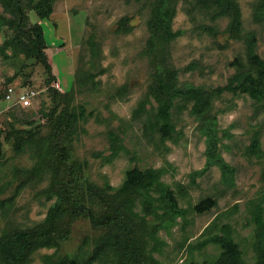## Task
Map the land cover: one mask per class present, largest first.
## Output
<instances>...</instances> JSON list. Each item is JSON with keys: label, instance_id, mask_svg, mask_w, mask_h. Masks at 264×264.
Returning a JSON list of instances; mask_svg holds the SVG:
<instances>
[{"label": "rangeland", "instance_id": "rangeland-1", "mask_svg": "<svg viewBox=\"0 0 264 264\" xmlns=\"http://www.w3.org/2000/svg\"><path fill=\"white\" fill-rule=\"evenodd\" d=\"M21 1L25 30L42 29L55 79L48 82L43 66L25 56L24 44L29 43L23 33L6 25L12 16L0 5V236L44 223L56 201L48 195L54 165L67 156L68 165L78 162L83 167L84 194L77 200L97 220L121 209L115 193L127 170L162 171L160 181L187 214L153 234L158 220L145 216L142 198L136 199L134 244L145 264L211 263L219 257V247L190 251L188 246L229 230L245 264H254L256 206L264 222V156L252 155L249 147L257 134L264 151V101L233 92L214 94L210 110L196 117L191 105L178 99L171 111L175 131L163 140L154 125L157 104L148 92L153 71L161 63L176 72L179 89L200 88L209 94L225 87L235 75L236 60L248 71L246 49L252 36L264 60L262 0H233L241 14V37L231 35L232 18L218 16L210 2L173 0L172 30L181 35L169 44H158L153 54L148 51L147 24L155 0ZM43 2L52 5L47 19L41 13ZM124 18L127 29L120 31ZM57 83L59 89L54 87ZM9 85L33 88L39 96L31 108L12 107L3 100ZM141 103L146 111L135 117ZM81 109L75 134L61 145V116L65 111L79 114ZM112 139L118 145L114 158ZM210 143L232 168L231 175L208 165ZM205 198H212L215 206L202 214L194 212ZM59 225L63 241L33 250L28 264H55L65 257L87 264L92 258L104 229L93 226L86 215L65 218ZM117 263L106 255L93 264Z\"/></svg>", "mask_w": 264, "mask_h": 264}, {"label": "trees", "instance_id": "trees-1", "mask_svg": "<svg viewBox=\"0 0 264 264\" xmlns=\"http://www.w3.org/2000/svg\"><path fill=\"white\" fill-rule=\"evenodd\" d=\"M172 1L155 0L151 4L147 24L150 38L147 46L148 51L152 54L157 49L158 44H169L181 35L180 32H173L172 30L174 16ZM205 1L210 2L215 7L218 16L231 17L230 33L234 37H241L242 21L237 4L233 0ZM0 5L12 16L10 20L6 21V25L19 33H23L29 43L24 44L25 56L28 59L38 61L45 70L47 81H53L55 78L44 51L46 44L42 29L34 27L25 30L26 16L21 0H0ZM40 6L43 18H49L52 14V5L43 2ZM260 8L264 11V0H262ZM127 22V18L120 20V31L127 29ZM246 57L249 64L248 71H243L242 63L236 60L233 63L235 75L230 79L229 84L217 88L209 94L200 88L179 89L176 84V72L169 69L164 63L157 65L151 76L152 85L148 93L157 104L154 125L161 134V138L163 140L169 139L175 131L171 111L178 99L191 105L190 112L196 117H200L210 110L211 99L214 94L221 95L224 92H233L248 95L256 102L264 101V60L256 52L254 36L247 43ZM51 91L57 94L56 90ZM145 111V103H141L134 116L140 117ZM83 113V109L80 110L79 114L74 111H65L61 116L62 119L58 126V132H61H59L62 140L61 145L72 139L77 122L83 117ZM112 150V157L114 158L118 154V145L114 139H112ZM249 151L257 157L264 156L257 134L249 147ZM207 157L209 166L217 165L224 175L233 173L232 168L217 156L215 144H209ZM69 159L66 156L54 165L55 177L48 189V195L55 197L56 201L49 209L44 223L35 229L19 230L0 236V264H28L29 256L33 250L58 246L59 242L63 241L64 237L61 235L62 229L59 222L65 218L77 219L85 215L89 217L93 226L104 229V236L99 240V245L87 264H93L97 259L106 255L114 256L117 264H145L140 248L134 244L136 227L134 218L137 215L132 212V208L136 199L142 198L141 206L145 216H154L158 220V224L152 227L153 234L159 229L170 228L178 218L185 219L187 211L179 207L173 191L160 181L161 170L133 168L126 171L124 180L115 193V198L122 202L121 209H116L112 214L104 216L102 220H97L94 213L77 200L78 196L83 198L84 194V184L80 183L83 167L78 162H72L68 165ZM85 187L89 190L88 186ZM106 189L111 190L109 187ZM152 193L158 196L154 198L151 196ZM214 206L215 202L212 198H205L194 206L193 211L202 214ZM158 211H162V213L158 214ZM254 220L257 234L256 262L254 264H264V222L259 206H256ZM210 245L221 249L219 257L211 263L202 264H245L230 230L223 235L208 236L195 245H189L188 248L190 251H202ZM55 264L78 263L74 259L65 257ZM189 264L200 263L190 262Z\"/></svg>", "mask_w": 264, "mask_h": 264}, {"label": "built area", "instance_id": "built-area-1", "mask_svg": "<svg viewBox=\"0 0 264 264\" xmlns=\"http://www.w3.org/2000/svg\"><path fill=\"white\" fill-rule=\"evenodd\" d=\"M54 87L59 89V83ZM39 96V92L33 88H25L18 90L14 85H9L4 89L3 100L9 102L11 106H18L22 109H28L32 107L33 101Z\"/></svg>", "mask_w": 264, "mask_h": 264}]
</instances>
